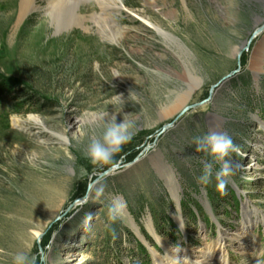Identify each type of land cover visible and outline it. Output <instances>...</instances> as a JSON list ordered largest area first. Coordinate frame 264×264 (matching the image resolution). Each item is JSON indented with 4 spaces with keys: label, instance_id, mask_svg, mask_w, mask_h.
Wrapping results in <instances>:
<instances>
[{
    "label": "rangeland",
    "instance_id": "rangeland-1",
    "mask_svg": "<svg viewBox=\"0 0 264 264\" xmlns=\"http://www.w3.org/2000/svg\"><path fill=\"white\" fill-rule=\"evenodd\" d=\"M121 2L116 21H92L85 0L82 27L31 14L17 29L16 0H0V86L11 88L0 96V264L17 251L34 264H181L182 253L195 263L218 240L227 264H264V0ZM130 89L141 103L116 123L130 113L131 140L95 164L87 146L120 110L111 96ZM209 131L240 148L225 195L214 176L195 179L213 158L194 138ZM114 197L125 210L113 222Z\"/></svg>",
    "mask_w": 264,
    "mask_h": 264
},
{
    "label": "clouds",
    "instance_id": "clouds-1",
    "mask_svg": "<svg viewBox=\"0 0 264 264\" xmlns=\"http://www.w3.org/2000/svg\"><path fill=\"white\" fill-rule=\"evenodd\" d=\"M117 77V76H115ZM139 105L141 97L135 90L130 89L127 97L123 94H113L111 96V105H120V110L111 115L110 120L104 121V130L99 137H93L87 146V157L95 164L105 165L113 162L114 155L120 151L121 147L129 143L131 140V131L133 123L125 121L123 116L122 122L116 123V113L121 112L126 103ZM206 106V103H205ZM107 113H100L98 118L103 119ZM183 115V113H182ZM195 151L205 152L216 163L220 164L219 170L213 171V160L205 161L202 164L201 173L195 177L196 182L202 186H206L215 177L216 189L221 195H225L228 178L233 174V162L229 159L230 153H240V148L236 145L232 137L225 133L207 132L204 135L196 136ZM125 210V203L119 197H114L108 204L107 211L111 221H117L122 218ZM92 219L91 213H87L85 224H88ZM12 264H34V261L29 257L27 251H17L11 256Z\"/></svg>",
    "mask_w": 264,
    "mask_h": 264
},
{
    "label": "bare ground",
    "instance_id": "bare-ground-1",
    "mask_svg": "<svg viewBox=\"0 0 264 264\" xmlns=\"http://www.w3.org/2000/svg\"><path fill=\"white\" fill-rule=\"evenodd\" d=\"M83 1L85 0H16V3L14 5L15 11H13L14 7L12 10H10L11 7H9L10 8L9 10L12 11V15H13L12 17L18 19V23L16 25L17 29L21 23V20H23L24 17L26 18L31 14H36L38 16L46 15V17L51 18L49 25L55 28H60V25H58L60 24V21H58L60 15L68 14L70 15V18L73 19L74 21L73 23H76L77 26L82 27V24L84 22L83 21L84 17L78 14V10L82 6L81 4L83 3ZM89 1L94 2L97 5L96 7L98 8V12L90 16V19L92 21L97 20L96 23L101 21L103 22L104 17H108L116 21L118 15H121L123 13V9L121 7V3H122L121 0H89ZM143 24L144 26H146L144 32L149 31L148 27H151L155 30L156 34L165 37V35H163L158 29H156L151 23L143 22ZM67 25L71 26V23H68ZM69 26H67V28ZM65 29L66 28H64V30ZM119 29H122V27H119ZM130 29L133 30V28ZM99 30L103 31V34L106 36L110 35V38H112L111 39L112 43H117L118 39H116L115 36L105 33V30L103 29H99ZM125 30L128 29L125 28ZM219 85H221V82L219 83ZM182 107L183 105L180 102L173 103L167 111V116L169 117L174 115ZM63 141L66 142V139H64ZM176 221H178L177 217H176ZM155 241L158 242L162 248L164 247L163 244L159 242V239L157 237H155ZM163 249L165 250V253L168 257H173L168 252H166L165 248ZM227 254L228 251L226 249L225 243L221 240L220 241L218 240L216 243H214V246H212V248L198 255L195 263L190 262L188 255L187 254L184 255V253L176 256V259L178 261H181V264H227V258H226ZM153 257L156 264L166 263L167 259L159 258V256L155 254L153 255ZM166 264H175V263H166Z\"/></svg>",
    "mask_w": 264,
    "mask_h": 264
},
{
    "label": "water",
    "instance_id": "water-1",
    "mask_svg": "<svg viewBox=\"0 0 264 264\" xmlns=\"http://www.w3.org/2000/svg\"><path fill=\"white\" fill-rule=\"evenodd\" d=\"M236 74V71L229 74L227 77H225L222 81H221V85H223L226 81H228L232 76H234ZM221 85L218 84V86L220 87ZM218 86H214L212 89H216ZM199 107V105H192V106H189V107H186L179 115V117L182 115V113H185L187 110L189 109H192V108H197ZM113 171V168L112 169H109L107 172H105L104 176L105 175H108L110 173H112Z\"/></svg>",
    "mask_w": 264,
    "mask_h": 264
},
{
    "label": "trees",
    "instance_id": "trees-1",
    "mask_svg": "<svg viewBox=\"0 0 264 264\" xmlns=\"http://www.w3.org/2000/svg\"><path fill=\"white\" fill-rule=\"evenodd\" d=\"M11 91V88L10 87H7V88H4L3 85L0 86V96H4L7 94V92H10ZM0 101H2V98L0 99Z\"/></svg>",
    "mask_w": 264,
    "mask_h": 264
}]
</instances>
